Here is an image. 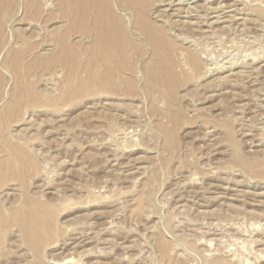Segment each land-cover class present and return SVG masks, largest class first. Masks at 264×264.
<instances>
[{
  "label": "rangeland",
  "instance_id": "obj_1",
  "mask_svg": "<svg viewBox=\"0 0 264 264\" xmlns=\"http://www.w3.org/2000/svg\"><path fill=\"white\" fill-rule=\"evenodd\" d=\"M12 1L0 25V264H264V0H198L159 13L165 27L151 10L167 0H148L158 45L135 9L108 0L105 52L92 1L82 38L56 11L23 22ZM27 202L44 262L15 222Z\"/></svg>",
  "mask_w": 264,
  "mask_h": 264
},
{
  "label": "bare ground",
  "instance_id": "obj_2",
  "mask_svg": "<svg viewBox=\"0 0 264 264\" xmlns=\"http://www.w3.org/2000/svg\"><path fill=\"white\" fill-rule=\"evenodd\" d=\"M17 1H18L17 6L19 7L18 11H21V15H23V19H22L23 22L25 20L26 15H28V14H31L32 17L37 18L40 14H42L44 12L46 14L48 13V15H51L56 11L59 13V17L55 18L56 23L71 24V23L80 22L79 31H78L81 34L80 38H82L83 36H86L85 34L87 33V30L85 29V27H83V25L81 23L86 18H88L89 8H90L91 1H92L94 4H97V6H98L97 12L95 13L96 15L94 16L95 28H94V33L92 34L94 36V40H95L96 44L98 45V49L100 51H103V52L109 51V50H111V48H113V46L115 44L114 43L115 42L114 36H115L116 30L112 25L107 24V23H112V20H114V19L110 18V16H108V14H104V10L105 9L108 10V7H109L108 0H17ZM167 1H166L167 4L166 3L164 4L163 2L158 1L157 2L158 4L155 6L156 8L162 7L163 9L159 8L158 10H156V9L151 10V12L153 14L157 13L156 15L152 16V17H154V20L163 24V27H165V24H166V22L164 21L165 17H163V14H161L162 16L158 15L159 13L176 12V11L180 10V7L191 8L190 5L196 3L198 0H170L168 2ZM125 2L129 6H131L133 8V10L135 9L136 18L139 22V26H140L141 30L143 31V34H145V36H147L149 41H151L152 45H158V43H160V40L162 39L163 31H162L161 27L150 23L145 17V14H144L145 11L149 10V1L148 0H125ZM189 2H192V3H189ZM220 6H222V5H220ZM224 6H225V4H224ZM228 7H231V6H228ZM14 8H15V4L13 3L12 0H0V25H1L3 20L5 21V20L10 18V16L8 15V11L13 10ZM48 11H50V12H48ZM181 11H183V10H181ZM184 12H185V10H184ZM228 12L229 11L224 10V11H222V14H226ZM180 13L178 14L179 15L178 17H180ZM210 15H208V16H210ZM162 18H164V20ZM209 18L210 17H207V20L205 23L206 25L203 23L204 24L203 26L209 27L211 25H219V24H222L223 22H225V21H221V19H223V18H222V16H220V14H218L216 17H212V18H215V22H212L210 24L208 23ZM212 18H210V19H212ZM49 20L50 19H48V21ZM114 22H115V20H114ZM155 24H157V23H155ZM28 25L30 27L31 23H28ZM176 30H177V28H176ZM202 32H204V31H202ZM45 34H46L45 36H47L49 34V30ZM203 38H204V36H203ZM185 43H186V41H185ZM41 46L42 47L43 46L44 47H50L49 44L48 45H41ZM58 47L62 53L71 52V48L67 44L61 43ZM198 63L199 62L197 60L193 61V66H195L194 69H196V67L198 66ZM70 66H72V65H70ZM74 66L76 67L75 63H74ZM74 66H72V69H74ZM18 212L21 213V210H18ZM23 213L26 215L25 218L21 219V220H16L15 222L17 223L18 228H20L22 234L24 235V238H25L27 245L32 250L35 251V253L37 255L38 262H44L42 260L43 257L40 256V252H39L40 251L39 247L41 244L40 240L43 239V237H40V234H39L40 228H41V223L39 222V219H40L39 209L34 203L27 202L25 205V211ZM2 223H4V222L2 221V218H0V225ZM0 228H1V226H0ZM78 244H80V243H78ZM209 246H210V244H209ZM256 257H257V255H256ZM258 258H260L261 260H264V255L261 253V255H258Z\"/></svg>",
  "mask_w": 264,
  "mask_h": 264
}]
</instances>
